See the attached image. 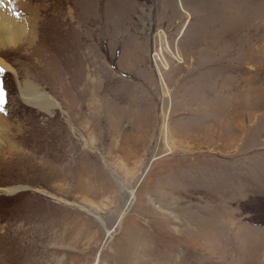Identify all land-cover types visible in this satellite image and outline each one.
<instances>
[{
  "label": "rangeland",
  "instance_id": "1",
  "mask_svg": "<svg viewBox=\"0 0 264 264\" xmlns=\"http://www.w3.org/2000/svg\"><path fill=\"white\" fill-rule=\"evenodd\" d=\"M30 1L35 43L0 52V264H264V0Z\"/></svg>",
  "mask_w": 264,
  "mask_h": 264
},
{
  "label": "bare ground",
  "instance_id": "2",
  "mask_svg": "<svg viewBox=\"0 0 264 264\" xmlns=\"http://www.w3.org/2000/svg\"><path fill=\"white\" fill-rule=\"evenodd\" d=\"M19 1H22V0H19ZM22 2H21V6L23 3H25V2H23V3ZM33 3L34 2L28 0V3L24 4V9H25V5L29 6V8L27 9L28 13H25V14H27V15H25L23 13L24 12L23 6L21 9V6L18 4V2L16 0H13L12 3H8V0H4L5 6L0 7V52L4 49L8 48V47L18 46L21 44H29V43L33 44V43H35L36 38L38 37L36 35L37 30H38L37 27H39L38 22H39V20H41L40 18H41V12L43 11V8H42L41 4H33ZM14 8H15V11H18V12L21 11V13L19 12V17L14 15V11H13ZM47 14H48V12H47ZM59 16H60V14H59ZM50 19H51V17H50ZM46 20H48V19H46ZM42 23H45V20ZM59 24H60V20H59ZM59 24H57V25L59 26ZM42 25H44V24H42ZM48 31H47V33H48ZM57 31H59V29ZM0 67H2L5 70L14 71V68L6 60H4L2 57H0ZM26 86H27L26 89L22 88V95H23V97L27 103L37 105L40 109H42L46 112H49V113H52L54 108L59 107V103H57L55 101V99L53 97H51V95L40 90L35 84H33L32 81H27ZM33 86L35 89L34 95H29L27 93V91H29V89L33 88ZM9 126H8V122H7L6 118L4 117V114L2 112H0V147L2 144L6 143L8 145V149L12 150L13 146L11 144V137H13V136L10 137ZM17 189H18V187H10V188L5 189V191L13 193Z\"/></svg>",
  "mask_w": 264,
  "mask_h": 264
},
{
  "label": "snow or ice",
  "instance_id": "3",
  "mask_svg": "<svg viewBox=\"0 0 264 264\" xmlns=\"http://www.w3.org/2000/svg\"><path fill=\"white\" fill-rule=\"evenodd\" d=\"M12 2H13V0H8V3H12ZM3 6H5L4 0H0V7H3ZM13 11H14V15L19 17V12L15 11V8L13 9ZM3 71H5V69L0 67V73H2ZM5 102H6V94H5L3 87L0 86V112L4 111L3 105L5 104Z\"/></svg>",
  "mask_w": 264,
  "mask_h": 264
}]
</instances>
